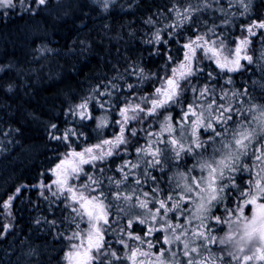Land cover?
<instances>
[{
  "label": "trees",
  "instance_id": "1",
  "mask_svg": "<svg viewBox=\"0 0 264 264\" xmlns=\"http://www.w3.org/2000/svg\"><path fill=\"white\" fill-rule=\"evenodd\" d=\"M246 2L247 11L240 0H116L106 11L94 0H50L35 12L0 10V66L5 67L0 73V228L9 224L7 208L2 205L15 197L10 210L14 221L0 236V264L67 263L70 244L78 243L68 237L77 231L86 234L89 225L87 217L81 219L72 211L78 206L73 204L71 194L55 183L57 164L71 158L72 152H83L114 139L119 134L118 121L123 119L119 112L125 106L140 103L150 107L142 97L153 98L171 69L183 61L188 51L185 44L203 36L205 40L223 41L226 49L240 46L249 22L264 19V0ZM256 31V36L249 37L246 52L241 53L251 56L252 61L241 59L237 71L222 70L215 58L201 60L203 51L197 49L202 71L190 78L189 85L214 89L217 103H227L231 98L234 106L247 110L250 121L253 112L264 107V35H260L264 30ZM245 90L247 94L240 95ZM234 92L238 95L233 96ZM225 93L221 101L219 97ZM194 98L191 91L184 93L185 104ZM86 100L91 118L81 119L78 113L88 112L78 105ZM200 102L207 104V100ZM181 112V107L173 106L159 109L153 116L140 113L142 119L128 124L136 136L125 132L128 143L116 150L118 154L83 164L84 175L80 177V173L79 178L70 181L77 189H82L89 176L101 181L91 186L107 197L104 203L108 205L109 223L101 229L108 251H116L121 257L113 264H127L126 247H121L119 241L123 239L129 247V233L152 241L153 252L162 246L166 233L146 235L147 227L159 225L147 209L139 206L138 198L147 200L154 214L161 199L157 198L159 188L168 189L173 200L179 197V187L174 190L170 179L173 171L197 164L199 155L183 153L182 160H176L173 152L165 151L169 147L166 143H156L157 139H169L167 131L161 133L166 116L172 117L173 135L179 139ZM101 121L105 122L103 127ZM65 135L67 140L54 138ZM207 136L201 135L203 140ZM149 143L153 149H162V169L149 167L147 161L152 157L137 152ZM212 151L210 144L197 153L209 157ZM247 159L250 161L251 156ZM138 161L149 174L142 177L141 183H135L143 192L130 195L133 176L125 180L124 174ZM126 164L128 167H124ZM116 181L121 183L117 185ZM145 192L150 196L144 197ZM127 196L131 199H124ZM127 208L131 210L128 214L123 211ZM163 215H158L157 221ZM166 217L172 224L184 222L183 216L173 212ZM140 219H146L147 224H139ZM130 220L131 228L127 227ZM138 246L147 250L146 243Z\"/></svg>",
  "mask_w": 264,
  "mask_h": 264
},
{
  "label": "snow or ice",
  "instance_id": "2",
  "mask_svg": "<svg viewBox=\"0 0 264 264\" xmlns=\"http://www.w3.org/2000/svg\"><path fill=\"white\" fill-rule=\"evenodd\" d=\"M38 3L45 5L47 0H38ZM240 5L245 11L249 9L246 0H240ZM14 6V0H0V7L12 8ZM180 15L185 14L181 13ZM257 29L264 30V19L257 18L249 22L245 29L247 35L240 40V46L235 48L234 53L233 50L226 49L223 41L217 44L215 40H205L203 36H199L196 40L185 44L184 48L188 51L184 53L183 61L178 67L171 69V74L163 81L162 86L155 89L153 98L142 97V100L150 107L141 106L140 103L125 106L119 112V115L123 118L118 121L120 123L119 135L112 140H104L101 144L88 147L83 152H72L71 158L66 157L61 163L57 164L55 170L57 180L55 183L63 191L71 194L73 204L78 206L72 207V211L76 212L81 219L87 217L89 225L86 234L77 231L68 237L70 241H78V243L70 244L72 250L66 255L68 264H113L114 260L121 259L116 251L109 252L108 246L104 243V233L101 225L109 223L108 205L104 203L107 197L104 196L102 191H97L96 187L91 186L99 185L101 181L98 178L89 176L88 179L91 184H84L82 189L73 187L70 181L73 178H79V174L83 171L81 167L83 164L98 160L102 161L106 156H111L114 153L118 154L116 150L121 145L128 143L125 132H128L131 136H136L135 129L129 128L128 124L133 120L142 119L140 113L145 116H153L157 114L159 109H168L173 106L182 108L181 120L178 122L181 135L179 139L173 135L175 128L171 123L172 117L166 116L161 133L167 131L169 139L166 141L157 139L156 143H166L169 147L165 151L173 152L176 160H179L182 153L199 155L197 165L193 167L198 166L201 175L191 177L190 182L187 177H182L185 182L181 187V194H179L178 199L173 200L171 195L159 199V207L154 209V214L152 209H148V201L139 200L138 198L139 206L147 209L152 221L157 222L159 225L147 227L146 235L151 236L154 231L167 234L163 238L161 248H157L153 252L151 250L155 248V244L152 241L129 233V238L139 241L140 245L146 243L147 250L139 246L130 249L127 260L131 261V264H176L175 257L179 253L187 258L184 264H217L218 261L222 260V257L213 256L208 245L218 243L225 247L230 246L228 252L230 258H241L238 253H243L245 247L251 245L255 251L252 255L242 257L245 264L257 257L260 261H264V107H260L258 113L253 112L250 121L248 115H246L247 110L234 106L231 98L227 99V103H217L214 89H209L206 85L201 89L189 87L192 83L190 78L196 76L198 71H202V69H199L197 62V49L203 51V56L200 57L201 60L205 57L215 58L217 67L222 70L237 71L241 67V59L248 62L252 61L251 56L246 54L242 56L241 53L242 51L246 52V46L251 43L249 37L256 36ZM260 35H264V31H261ZM159 38V34H157V39ZM229 65L231 66L229 67ZM208 76L211 77L212 73H208ZM187 91H191L195 98L193 102L185 104L183 98L184 93ZM246 94L245 90L240 95ZM226 95V93L222 94L219 99L221 101L225 100ZM232 95L236 96L238 94L234 92ZM204 100H207V104L200 102ZM240 103L243 104V101H240ZM100 106L103 107L104 105L101 104ZM87 107V100L78 105L81 110H86ZM78 114L81 119L91 118V115L84 111ZM239 117H243V119H235ZM104 123V121H101L100 126L103 127ZM205 133L208 134L207 140H201V135ZM54 138L67 140L68 136ZM210 144L213 149L210 157H204L202 153H197V150L207 149ZM137 152H143L144 155L152 157L150 161H147L149 167L160 166L161 169L163 168L162 150L159 147L147 150L137 149ZM217 155L219 156L218 159ZM249 155L258 162L255 167L259 170L255 172L254 179H249V187L246 190L236 183V174L245 170L252 172V168L242 163V158ZM124 167H128V165L126 164ZM131 167H139V161ZM100 171H103V169ZM120 171L123 172L124 169L121 168ZM128 175V173L124 174L125 180L128 179ZM152 179L155 180L156 178L152 177ZM241 180L243 182V178ZM120 183V181H116L117 185ZM136 183L139 184L141 181L136 180ZM232 190H236L238 197L242 198L239 203L243 207L230 209L235 213V218L231 219L228 234L217 240L216 236L212 234L213 229L208 226L207 222L215 221L217 225L224 223L220 216L214 214L213 209L223 203L225 195L230 194ZM86 192L89 194H86ZM91 193H95V195ZM53 194L55 195V193ZM143 195L148 197L149 193L145 192ZM153 195H155L154 189ZM12 199H15V197H10L2 206L10 208ZM117 199H119V194H117ZM124 199L129 200L131 197L127 196ZM167 201L173 202L169 204ZM190 203L193 205L192 208L188 207ZM249 205L254 206L255 211L252 212L251 216H245L243 208ZM168 212L184 216L187 224H172L166 218ZM161 213L164 215L160 221H157V216ZM172 219H177V216L174 215ZM193 221H198L194 227H192ZM139 224H147L146 219H140ZM127 227H132L131 220L128 222ZM5 228H10V225L0 228V236L5 234ZM189 232L191 236H189ZM156 239L160 241V237H156ZM196 241H199V244ZM119 243L124 247H128L123 239ZM173 244L178 247L173 248ZM164 245L168 247L165 248ZM181 245L182 247H179ZM231 248L236 249V251H231ZM201 249L207 252L208 255H204Z\"/></svg>",
  "mask_w": 264,
  "mask_h": 264
},
{
  "label": "rangeland",
  "instance_id": "3",
  "mask_svg": "<svg viewBox=\"0 0 264 264\" xmlns=\"http://www.w3.org/2000/svg\"><path fill=\"white\" fill-rule=\"evenodd\" d=\"M49 1L50 0H47V3ZM94 1H97L100 5H102L104 10L106 11L107 8L110 6V3H113L116 0H94ZM14 5L15 6L12 7V8L0 7V10H4L5 13H9L10 10H16V11H19V13H24V12H29V10L32 11V12L33 11L35 12L38 9H40L42 6H44V5H40L38 3V0H14ZM214 40L216 41L217 44H219L217 39H214ZM233 53H234V50H233ZM4 68H5L4 66H0V73L2 72V70ZM86 111L88 113H90L88 108L86 109ZM201 140H203L202 137H201ZM151 145H153V144L149 143V145L143 146V148H139V149H145V150H147L149 148L153 149V146H151ZM105 147H107V146H105ZM143 155H144V153H143ZM250 156L251 155L242 158V163H245L250 168H252L253 169L252 172L250 173L249 171L245 170L243 172H240V173L236 174V183L238 185H240V187L245 188L246 190L249 187V185H248L249 179L250 178L254 179L255 178V172L259 170V169H257L255 167V165L258 162H256L253 157H251V160L248 161L247 158L250 157ZM218 158H219V156L217 155V159ZM179 160L181 161L182 158L180 157ZM247 161L249 163H247ZM194 165H197V164H193V163H192V165L188 164L187 165L188 168H186L185 165L182 166V163H181L182 167H178L177 169H175L173 171V173L170 175V179L173 181L172 185L174 187V190L177 189L178 185H180L179 191L181 193V187L183 186V184L185 182L184 179H182V177H187L189 182H190L191 177H193V176L199 177L201 175L199 167L197 166V167L194 168L193 167ZM165 166H166V164H165ZM121 168H123V166H120L119 169H121ZM125 173H128L129 174L128 176H133V178L129 182V193H130V195H137V194H140L141 192H143V191L140 192V190H137V188L135 186L136 180H140L141 181L142 177L146 178L147 177L146 175L149 174V171L146 169V166L143 165V162H139V167H136V168H132L130 166V170H128V172L126 171ZM83 175H84V172H81L80 177H82ZM241 178H243V182H242ZM174 183H175V186H174ZM84 184H90L89 179H87V181H85ZM226 193H227V190H226ZM158 194H159V196H157V198H161V199H164V197L166 195H170V193L168 192V189H166L165 187L164 188H162V187L159 188V193ZM148 196H150V195H148ZM176 199H178V198H176ZM241 199L242 198L238 197L237 191L236 190H232V192L230 194H226L225 195L223 203L217 205L213 209L214 214L220 216L222 221H224V223L219 224V225H217L215 223V221L207 222L208 226L213 229V233L212 234L214 236H216L217 240L224 238L228 234V232H229V224L231 222V219L235 218V213L230 211V209H236L238 207H243V205L239 203V201ZM181 203L183 204V202H181ZM157 207H159V205H157ZM188 207L192 208L193 205L190 203V204H188ZM11 208H12V205H11L10 208H7V210H6V215L9 217L8 221H7V222H9L8 225H10L14 221L13 216H12V212L10 211V210H12ZM123 211L126 214H128V212L131 211V210H129L127 208V209H125ZM243 211H244V215L245 216H251L252 212L255 211V208H254V206L249 205L248 207H244ZM9 213H10V215H9ZM166 218L169 220L168 217H166ZM182 218H184V222H182V223L187 224V220L185 219V217L183 216ZM197 223H198V221H193L192 227H194ZM11 226H12V224L10 225V227ZM9 229L10 228H6L5 232H8ZM189 236H191L190 232H189ZM182 239H183V237H182ZM128 240H129L130 245H129V247H126V249L124 251V257L126 258L127 264H131V261L127 260V257H128V255H130V249H132L133 247L136 248V246L139 244V241H136L134 239H131V241H130V238H128ZM196 243L199 244V241H196ZM120 246L124 247V245H122L121 243H120ZM121 247H120V251H122ZM166 247H168V246L166 245ZM172 247L173 248H177L178 246L176 244H173ZM179 247H182V245L179 246ZM208 248L211 251L213 256L222 257V260L218 261L217 264H245V262L243 261L242 257L244 255H252V253L255 251V249L252 248L251 245H248V246L245 247L243 253H238V256L241 257V258H230L228 256V252L230 250V246L225 247V246L219 245L217 243V244H209ZM231 251L235 252L236 249L231 248ZM201 252H203L204 255H208V253L204 252L203 249H201ZM186 259L187 258L183 257L179 253L175 257L176 264H184V261ZM66 264H68V261H67ZM247 264H264V261H260L258 259V257H257V258H254L251 261H248Z\"/></svg>",
  "mask_w": 264,
  "mask_h": 264
}]
</instances>
